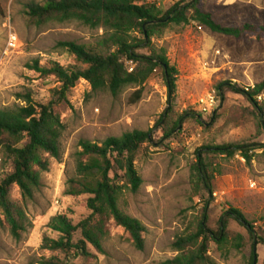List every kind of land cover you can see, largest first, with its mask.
Returning a JSON list of instances; mask_svg holds the SVG:
<instances>
[{
	"label": "rangeland",
	"instance_id": "1",
	"mask_svg": "<svg viewBox=\"0 0 264 264\" xmlns=\"http://www.w3.org/2000/svg\"><path fill=\"white\" fill-rule=\"evenodd\" d=\"M44 1L1 0L4 15H0V109L25 105L17 96L26 93L37 104L49 103L59 83L54 77L45 78L29 70L27 65L39 61L41 65L58 63L65 68H81L75 56L59 44L75 42L94 46L101 40L102 30L78 22L36 25L27 13L28 6ZM133 1L138 5L155 3L167 11L179 0ZM204 4L224 26L240 27L246 23L264 26V0H204ZM11 36L18 40L15 49L9 47ZM152 43L151 50L138 52L152 55L165 51L178 72L173 101H169L168 88L159 69L144 85L130 86L117 98L107 92L93 94L90 84L81 80L69 100L55 107L65 125L62 159H50L49 171L43 174L42 186L35 192L33 201L24 200L17 186L10 195L11 201L22 207L28 218L26 232L21 233L20 239L12 236L0 213V264H35L54 256L67 259L69 264H159L172 259L176 255L172 248L176 237L195 226L205 206L204 191L197 188L192 178L199 150L208 146L264 143L258 120L246 99L227 91L222 100L217 90L228 81L245 89L264 81V41H258L255 36L236 40L191 22L170 26L161 36L154 37ZM138 68L128 65L130 73ZM138 92L140 99L136 100ZM210 95L215 96L216 104L203 113L200 100ZM259 101L264 104V94ZM166 113L165 124L157 125ZM186 113L191 115L171 137H166V131ZM133 131H153L154 143L137 153L135 167L143 184L137 193L126 191L120 207L145 227V249L136 248L130 235L111 221L105 255L97 254L93 248L95 256L91 259L42 250L45 237L59 238L49 228L52 218L66 215L78 224L91 215L87 207L89 196L72 198L65 194L68 178L76 174L80 143L102 144ZM250 155L251 162L239 154L212 160L220 174L214 182L209 225L216 228L224 212L234 208L255 221L258 233L264 238L261 221L264 151ZM14 168L13 159L0 148V181L11 175ZM230 230L243 236L242 250L232 251L225 258L211 244L212 260L216 264H249L252 251L249 233L234 221L230 222ZM257 254L258 264H264V245L257 247Z\"/></svg>",
	"mask_w": 264,
	"mask_h": 264
},
{
	"label": "trees",
	"instance_id": "2",
	"mask_svg": "<svg viewBox=\"0 0 264 264\" xmlns=\"http://www.w3.org/2000/svg\"><path fill=\"white\" fill-rule=\"evenodd\" d=\"M1 3L0 0V15L3 16ZM27 11L40 27L78 22L93 30H102L103 35L94 46L75 42L59 44L75 56L83 66L81 68H65L58 63L41 65L39 61L27 65L29 70L45 78L54 77L59 83L60 87L53 90V99L49 103L37 104L26 93L17 96L25 105L0 109V148L13 159L15 167L11 175L0 181V213L16 239L26 232L28 218L24 209L11 201L12 190L19 187L23 199L33 201L35 192L42 186L43 174L49 171L50 159H62L61 139L65 125L55 107L69 100L81 80L90 84L93 94L107 92L117 98L130 86L144 85L159 69L171 103L177 91L176 68L170 64L165 51L152 55L138 52L151 50L153 38L161 36L170 26L194 22L215 34L236 40L255 36L258 41H264V26L248 23L240 27L224 26L206 10L204 0H179L167 11L155 3L138 5L133 0H45L43 4H30ZM129 64L139 68L130 73ZM217 90L222 100L227 91L243 96L252 106L264 135V104L259 101L264 94V81L247 89L228 81L220 84ZM135 95L139 100L140 92ZM190 115L186 113L181 117L166 131V137H171ZM165 118L167 113L157 125L163 124ZM153 143V131H133L109 138L102 144L82 141L81 150L76 154V174L68 178L65 194L72 198L89 196L87 207L91 215L78 224L66 215L52 218L49 228L59 238L45 237L42 250L91 259L95 256L91 251L93 248L97 254L105 255V244L111 235L109 224L113 221L130 235L135 247L143 251L145 227L121 209L120 201L126 191L137 193L142 186L143 180L135 167L136 155L145 145ZM258 150L264 151V143L208 146L199 150L192 178L197 188L204 191L202 216L194 227L176 237L172 246L176 255L159 264H216L210 256L211 244H215L225 258L232 251H241L244 238L231 232V221L249 233L252 246L249 264H258L257 247L264 245V238L258 233L255 221H250L240 210L230 208L221 216L216 228L209 225L214 182L220 174L218 165L212 160L239 154L251 162L253 156L250 153ZM261 221L264 223V216ZM35 264L69 262L54 256L42 258Z\"/></svg>",
	"mask_w": 264,
	"mask_h": 264
},
{
	"label": "built area",
	"instance_id": "3",
	"mask_svg": "<svg viewBox=\"0 0 264 264\" xmlns=\"http://www.w3.org/2000/svg\"><path fill=\"white\" fill-rule=\"evenodd\" d=\"M18 40L16 36H11L9 41V47L15 49L17 47ZM216 104L215 96H208L200 100L201 110L203 113H208ZM255 186V184H254Z\"/></svg>",
	"mask_w": 264,
	"mask_h": 264
}]
</instances>
